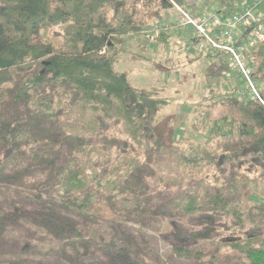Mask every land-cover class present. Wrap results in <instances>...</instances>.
I'll return each mask as SVG.
<instances>
[{
	"label": "trees",
	"instance_id": "obj_1",
	"mask_svg": "<svg viewBox=\"0 0 264 264\" xmlns=\"http://www.w3.org/2000/svg\"><path fill=\"white\" fill-rule=\"evenodd\" d=\"M186 1L0 0V83L8 85L0 99V264H86L98 250H107L98 264H110L113 250L153 264L141 256L147 243L113 224L159 230L178 215L177 204L151 190L167 167L195 176V166L216 157H247L264 186V102L211 90L204 98L207 136L175 139L158 122L168 97L133 84L117 67L127 35L142 34L150 18L186 8ZM240 8L229 3L219 12ZM54 26L65 28L63 46L48 36ZM169 36L152 38L165 44ZM251 54L264 99V40ZM250 192L243 187L237 195ZM215 195L225 208L228 196ZM251 209L254 225L243 222L239 238L201 244L213 229L187 230L197 244L174 245L167 261L223 264L222 255L234 253L240 261L225 264H264V230L256 228L264 225V200ZM187 210L199 208L191 203ZM99 216L112 225L110 237L94 228ZM124 255L113 258L127 264Z\"/></svg>",
	"mask_w": 264,
	"mask_h": 264
},
{
	"label": "rangeland",
	"instance_id": "obj_2",
	"mask_svg": "<svg viewBox=\"0 0 264 264\" xmlns=\"http://www.w3.org/2000/svg\"><path fill=\"white\" fill-rule=\"evenodd\" d=\"M249 2L250 0H187L185 7L189 12L195 13L202 10H224L229 3L234 8L245 7ZM162 16L150 18L144 25L142 34H129L125 37L124 51L117 58V67L128 72L133 84L168 97L169 103L160 111L158 119V122L167 124L168 135L175 139L184 135L203 139L210 128L203 115L207 104L204 98L211 90L233 91L240 97H252L246 92L242 76L230 68H225L229 66V58L224 53L188 51L187 43L191 31L179 25V10L176 5L164 10ZM64 29L63 26H54L48 30V36L58 47L63 46L66 40ZM157 32H166L170 35L169 40L165 44L158 43L152 38ZM6 84L0 83V99L7 94ZM259 86L262 88L261 82ZM194 123L199 124V129L195 128ZM219 142L224 145L223 141ZM222 160L224 159L216 157L200 167L195 166V176L176 165L167 167L164 180L153 181L151 190L157 199L173 201L177 204L175 209L178 211V215L174 213L175 216L168 221H162L159 230L142 231L133 223L121 221L115 222L113 227L127 230L138 242L147 243L148 248L141 256L153 264H193L187 260L169 262L165 257L174 245L197 244L187 235V230H204L206 227L213 229L211 239L202 240L201 244H218L220 241L239 238L244 232L243 222L246 223V228L254 225L251 206L264 200V186L261 181H255L261 174V169L253 165L247 157H240L235 161ZM243 187L249 188L251 192L240 197L237 193ZM219 190L221 194L228 196L226 200L223 198L225 208L215 205V194ZM191 203L199 210L188 211ZM99 217L94 228H102L103 235L110 237L114 231L112 225L105 222L106 217ZM171 222L182 226L173 227ZM256 228L258 233H262L264 225ZM106 251L98 250L97 260L91 259L94 261L90 263L89 260L86 264L100 263ZM121 251L128 257L127 260L124 258L127 264H144L140 257L128 250H113L114 255ZM113 256L110 264H124ZM222 256L223 264L236 262L237 259L240 261L239 256L234 253Z\"/></svg>",
	"mask_w": 264,
	"mask_h": 264
},
{
	"label": "built area",
	"instance_id": "obj_3",
	"mask_svg": "<svg viewBox=\"0 0 264 264\" xmlns=\"http://www.w3.org/2000/svg\"><path fill=\"white\" fill-rule=\"evenodd\" d=\"M176 6L179 25L191 31L188 51L224 53L229 58L228 68L242 76L249 97L264 102L254 76V57L251 54L253 46L264 40V0H250L245 7L234 9L228 16H222L219 10L193 13Z\"/></svg>",
	"mask_w": 264,
	"mask_h": 264
},
{
	"label": "crops",
	"instance_id": "obj_4",
	"mask_svg": "<svg viewBox=\"0 0 264 264\" xmlns=\"http://www.w3.org/2000/svg\"><path fill=\"white\" fill-rule=\"evenodd\" d=\"M162 17H163V16H162ZM165 24H166V23H165ZM176 31H177V30H176ZM178 35H180V36H181V34H178ZM180 36H179V37H180ZM181 37H182V36H181Z\"/></svg>",
	"mask_w": 264,
	"mask_h": 264
}]
</instances>
